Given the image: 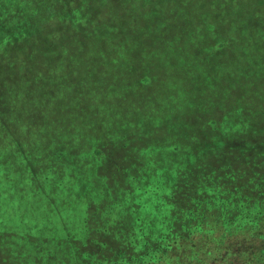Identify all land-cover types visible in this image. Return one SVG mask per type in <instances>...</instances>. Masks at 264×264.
<instances>
[{
  "label": "trees",
  "instance_id": "1",
  "mask_svg": "<svg viewBox=\"0 0 264 264\" xmlns=\"http://www.w3.org/2000/svg\"><path fill=\"white\" fill-rule=\"evenodd\" d=\"M174 7L159 0H0V88L13 82L29 91L48 75L66 76L65 62L77 59L69 45L82 50L97 37L126 58L128 39L118 34L143 31L136 30L140 17H157L161 31L158 14ZM182 12L194 30L185 38L187 70L208 88L213 75L228 74L241 87L251 77V95L208 94L191 117L170 112L150 127L153 114L113 116L106 129L85 113L61 139L42 135L45 125L35 120L39 134L28 138V118L12 116L17 136L8 145L0 135V181L11 177L54 210L58 192L74 184L69 177H90V187L76 224L54 221L48 232L33 220L22 233L0 225V264H264V0H184ZM180 40L170 35L167 48ZM138 76L141 92L152 76Z\"/></svg>",
  "mask_w": 264,
  "mask_h": 264
},
{
  "label": "rangeland",
  "instance_id": "2",
  "mask_svg": "<svg viewBox=\"0 0 264 264\" xmlns=\"http://www.w3.org/2000/svg\"><path fill=\"white\" fill-rule=\"evenodd\" d=\"M167 1L176 7L170 12L160 11L158 14V21L163 25L161 31H155L157 26L154 22L157 17L153 19V23L152 20H145L146 17H140L143 21L138 23L136 30L143 31L128 30L118 34L128 39L126 58L107 48L105 36L97 37L96 45L95 38L89 39L83 43L82 50L77 51L76 47L72 49L69 45V52L77 59L65 62L68 70L66 76L48 75L46 82L29 91L20 90L13 82L0 88V135L5 134L2 139L11 145L17 136V129L11 120L14 115L28 118L31 125L28 138L33 132L39 134V128L32 124V120H35L45 125L40 131L42 135L52 134L55 139H61L66 133H72L76 129L85 113L92 115V121L96 122L98 128L106 129L113 125V116H121L126 121L128 115L153 114L155 117L146 125L150 127L155 118L164 117L170 112L179 118L191 117L194 105L208 94L218 100L225 90L228 95L248 98L255 87L251 77L247 76L243 81L244 87H241L228 79V74L213 75L208 88L204 80L192 76L187 70L191 49L185 38L193 34L194 30L187 29V16L182 12L184 0H159V3L164 5ZM172 34L181 37L180 47L175 50H169L165 42ZM11 38L9 35L8 40ZM62 45L64 47L65 43L61 42L60 46ZM89 48L97 53L88 54ZM113 57L118 58L113 61ZM212 64L213 62L205 64L203 72H210ZM227 65L222 64L223 67ZM60 71L57 70L58 73ZM143 71L150 73L152 82L147 89L138 92L135 85L139 79L138 74ZM5 151L13 156L9 148ZM3 161L2 156L0 163ZM10 178L4 177L0 181V220L5 221L0 224L1 228L22 233V230L30 227L27 221L40 220L39 224H45L44 229L51 232L52 228H56L51 227L54 221L60 224L78 223L83 209L80 200L83 193L89 192L84 191V187H90V177H77L78 182L69 177L74 184L70 189L63 187L58 192L61 198L55 210L50 201L46 206L39 198L30 196L32 192L29 188L22 189ZM27 181L34 185L29 177ZM50 211L61 212L50 216Z\"/></svg>",
  "mask_w": 264,
  "mask_h": 264
}]
</instances>
